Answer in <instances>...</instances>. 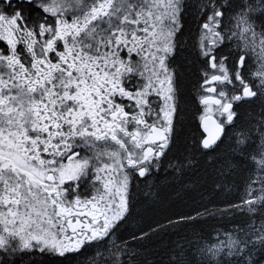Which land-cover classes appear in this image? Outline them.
<instances>
[{
    "label": "snow or ice",
    "instance_id": "1",
    "mask_svg": "<svg viewBox=\"0 0 264 264\" xmlns=\"http://www.w3.org/2000/svg\"><path fill=\"white\" fill-rule=\"evenodd\" d=\"M188 104L201 131L181 150ZM229 181L235 199L137 220L134 188L154 203ZM181 227L195 239L150 258ZM45 255L264 264V0H0V264Z\"/></svg>",
    "mask_w": 264,
    "mask_h": 264
},
{
    "label": "trees",
    "instance_id": "2",
    "mask_svg": "<svg viewBox=\"0 0 264 264\" xmlns=\"http://www.w3.org/2000/svg\"><path fill=\"white\" fill-rule=\"evenodd\" d=\"M185 37H181L183 41ZM175 65L177 72L180 76L181 83V102L183 103L192 93V86L195 82V68L190 66L188 63L187 53H182L177 56ZM259 111V109H255ZM183 118L178 124L179 133V148L182 150L184 147V141L190 140L194 135L198 136L201 131L198 128V122L193 120L192 117V106L188 104L186 111L182 114ZM238 183V182H237ZM147 191L145 188H141L137 191V209L139 210V216L137 220L139 223H149L159 221L160 223H166V217L176 218L177 213L190 212V210L196 207L198 204L205 203L208 199L223 200V199H235L239 194L240 190L232 186V182L229 181L226 185L223 193H213L211 187L201 186L194 191L181 193L179 196L175 194V189L171 187H163L160 191L159 200L156 202H147L144 198V193ZM203 198V199H202ZM215 221H207L202 226L198 225L197 230L200 227L205 229L204 235H207V230L215 225ZM138 225L135 223L129 224V230L134 229ZM190 228L181 227L176 230H168L167 232L160 233L153 237V240L149 244L152 249L150 258L158 261L167 260L166 255L171 247L176 243H183L187 246L188 241L195 239L190 235ZM31 258H25V264ZM84 257H79L73 260V264H77V261H83ZM32 264H67V261L63 258L55 257L52 255L37 256L32 259Z\"/></svg>",
    "mask_w": 264,
    "mask_h": 264
},
{
    "label": "flooded vegetation",
    "instance_id": "3",
    "mask_svg": "<svg viewBox=\"0 0 264 264\" xmlns=\"http://www.w3.org/2000/svg\"><path fill=\"white\" fill-rule=\"evenodd\" d=\"M133 191L135 192V194H137V190L134 188ZM136 198H137V195H136Z\"/></svg>",
    "mask_w": 264,
    "mask_h": 264
}]
</instances>
